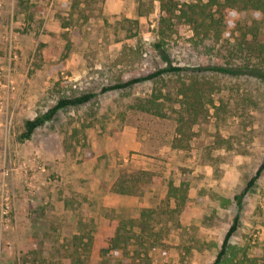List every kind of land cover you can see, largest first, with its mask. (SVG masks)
I'll return each instance as SVG.
<instances>
[{
	"label": "rangeland",
	"instance_id": "obj_1",
	"mask_svg": "<svg viewBox=\"0 0 264 264\" xmlns=\"http://www.w3.org/2000/svg\"><path fill=\"white\" fill-rule=\"evenodd\" d=\"M72 2L0 0V264H117V255L89 254L83 239L104 222L129 226L144 207L164 209L169 181L185 172L182 228L162 217L158 228L170 224L169 232L153 264H211L238 213L234 196L264 159V81L197 73L202 62L225 63L227 51L211 40L202 61L191 26L176 19L161 35L160 0H105L92 11ZM165 56L187 72L102 93L20 138L25 121L60 97L158 70ZM199 82L218 99H204L189 146L176 148L179 92ZM159 90L170 94L160 101L171 117L132 107ZM218 136L233 148L216 146ZM231 242L264 257V171L244 197Z\"/></svg>",
	"mask_w": 264,
	"mask_h": 264
},
{
	"label": "trees",
	"instance_id": "obj_2",
	"mask_svg": "<svg viewBox=\"0 0 264 264\" xmlns=\"http://www.w3.org/2000/svg\"><path fill=\"white\" fill-rule=\"evenodd\" d=\"M105 0H73L72 8L76 10L83 5V8L92 11L95 6ZM82 8V10H83ZM161 16L159 20L161 35H168L174 30V21L186 23L191 26L193 36L191 42L193 48L200 54V59L205 60L209 51L208 42L213 40L220 44L227 51L225 63H206L197 69V73L210 72L217 75L231 76H252L264 81V0H160ZM252 13L251 20L242 19V13ZM138 23V22H136ZM67 25V24H65ZM161 44H157L160 47ZM166 66L147 74L137 75L114 84L104 86L101 91H87L73 96H62L56 104L39 113L36 117L27 119L24 130L20 135L22 140L32 137L35 130L45 123L54 119L57 113L68 107H79L91 102L102 93L128 89L136 84L154 81L165 75H174L187 72L184 66L173 65L165 56ZM190 95L187 90L180 91L182 98L177 100L181 107L178 113L177 134L173 146L186 148L189 146L187 140L191 138V128L198 121L199 115L204 109V99L215 106L213 94L218 92L213 88L207 89L204 83L199 82L192 89ZM215 92V93H214ZM170 94L159 90L151 96L138 99L132 107L137 110L146 111L161 117H171L164 109V102L161 97ZM170 97V96H169ZM170 99V98H168ZM216 146L227 149L233 148V141L230 138L218 136L215 140ZM264 171V159L256 174L248 181L242 192L234 196L238 213L234 218L232 226L227 231L216 259L211 264H264V257L249 256L246 251L231 242L232 236L238 229L241 210L246 194L253 188L257 179ZM185 177L178 183L170 180L167 191V206L158 211L153 208L144 207L141 209L138 220H131L129 226L124 222H104L100 231L83 239L84 249L94 256L117 255L120 257L117 264H153L152 251H156L158 241L168 237L169 226L161 224L165 217L167 221H174L175 227L182 228L179 215L183 211L188 200L191 182V173H183ZM121 193H132V190L120 188ZM215 195V194H213ZM216 196V195H215ZM224 205L229 202L224 198ZM173 205V206H171ZM154 224V225H153ZM143 248H132L135 244ZM121 255L123 258H121Z\"/></svg>",
	"mask_w": 264,
	"mask_h": 264
}]
</instances>
